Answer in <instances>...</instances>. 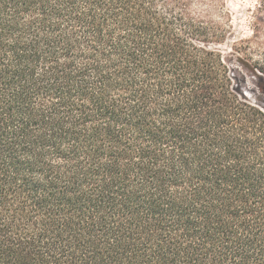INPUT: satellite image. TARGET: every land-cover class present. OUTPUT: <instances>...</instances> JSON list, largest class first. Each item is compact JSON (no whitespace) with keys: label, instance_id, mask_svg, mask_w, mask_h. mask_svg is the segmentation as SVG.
I'll list each match as a JSON object with an SVG mask.
<instances>
[{"label":"trees","instance_id":"trees-1","mask_svg":"<svg viewBox=\"0 0 264 264\" xmlns=\"http://www.w3.org/2000/svg\"><path fill=\"white\" fill-rule=\"evenodd\" d=\"M251 8L0 0V264H264Z\"/></svg>","mask_w":264,"mask_h":264},{"label":"rangeland","instance_id":"rangeland-1","mask_svg":"<svg viewBox=\"0 0 264 264\" xmlns=\"http://www.w3.org/2000/svg\"><path fill=\"white\" fill-rule=\"evenodd\" d=\"M255 0H227V8L231 11L232 15V23L234 25L235 33L239 36L240 34H249V28H248V17L250 16L251 7L253 6ZM218 15V14H216ZM232 42L231 37L228 38V40L220 45V48L224 51L226 55H228L229 59V65L232 70H239L241 73H248L244 69H241L240 67H237L235 64L233 58L231 57L229 51H230V43ZM253 84L250 82L247 84L246 91L251 98L252 94L250 92V89L253 88Z\"/></svg>","mask_w":264,"mask_h":264}]
</instances>
